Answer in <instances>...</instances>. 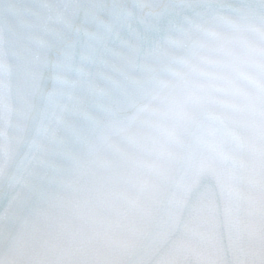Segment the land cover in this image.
Returning <instances> with one entry per match:
<instances>
[{
	"label": "snow or ice",
	"instance_id": "6c2138e0",
	"mask_svg": "<svg viewBox=\"0 0 264 264\" xmlns=\"http://www.w3.org/2000/svg\"><path fill=\"white\" fill-rule=\"evenodd\" d=\"M0 264H264V0H0Z\"/></svg>",
	"mask_w": 264,
	"mask_h": 264
}]
</instances>
